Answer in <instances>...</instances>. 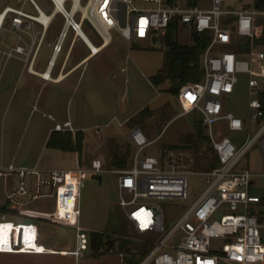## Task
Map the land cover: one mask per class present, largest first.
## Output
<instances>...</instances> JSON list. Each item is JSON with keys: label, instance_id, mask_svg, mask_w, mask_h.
Segmentation results:
<instances>
[{"label": "built area", "instance_id": "2783aa9c", "mask_svg": "<svg viewBox=\"0 0 264 264\" xmlns=\"http://www.w3.org/2000/svg\"><path fill=\"white\" fill-rule=\"evenodd\" d=\"M71 1L70 8L66 7V0L60 4L59 12L65 17V27L54 46L55 54L62 51L69 28L81 31L82 24L75 19L77 13L83 16L81 0L80 8L74 13L71 12L75 0ZM144 1L159 5L141 8L133 5V0H90L87 18L105 36L109 30L118 29L128 40H146L164 49L168 48L166 34L172 23L187 29L192 40L195 34L209 35L210 41L201 60L204 80L184 84L178 92V98L183 111L201 112L202 122L208 129L207 135L219 163L214 169L200 173L205 177V190L166 230V218L159 201L171 202L187 198L189 170L182 162L179 149H168L163 158L149 154L142 156V152L153 141L148 139L141 128H133L129 134L135 146L132 164L126 169L115 170L120 190L119 205L133 231L142 236H161L158 240L137 238L147 245L143 253L133 252L126 256L120 250L111 248L108 251L119 256L120 264H264V240L258 217L261 212L252 206L264 204V194L252 191L256 185L254 178H264V171L257 175L248 168L239 167L255 140L264 133V125L255 138L239 147L230 138L218 135L216 128L222 121H226L231 130H242L244 127L242 118L232 112L225 113V98L234 92L239 81L237 74L240 72L250 74L249 108L254 111L252 119L264 116L260 99L264 93V48L255 44V39L264 33V9L253 5L239 10H224L222 4L226 0H211L209 8L187 2L163 4L164 0ZM53 2L58 8L56 0ZM34 5L37 15L11 6L0 11V35L4 27L9 25L8 31L16 32L21 41L13 46L0 47V59L7 62L16 55H24L26 60L29 59L31 71L42 37L38 41L32 38L29 42L25 35L29 34L31 22L44 24L41 19L45 15L36 3ZM10 14L12 17L9 18ZM247 39L250 40L248 48L244 46ZM240 43L243 44V50L238 49ZM34 44V54L30 56ZM215 49L219 51L213 53ZM92 53L96 52L92 50ZM46 73L42 76L49 78L50 74L46 76ZM56 128L61 130L63 126L57 124ZM262 152L264 154V141ZM10 170L22 178L28 173H36L27 167L11 166ZM84 171L80 167L76 172L52 169L48 171V180L38 179V185L48 183L57 187L58 193L70 181L75 185L72 197L76 243L71 254L76 259L90 249L88 230L79 222L80 210L76 206L80 177ZM91 171L96 174L103 172L102 161L93 160ZM19 192L26 193L23 181ZM67 205L63 216L66 221L72 219L70 206ZM223 208L225 211L221 212L220 218H216ZM212 238L226 240L221 251L212 249ZM0 251L39 253L45 249L38 245L36 225L0 221Z\"/></svg>", "mask_w": 264, "mask_h": 264}, {"label": "rangeland", "instance_id": "374dc122", "mask_svg": "<svg viewBox=\"0 0 264 264\" xmlns=\"http://www.w3.org/2000/svg\"><path fill=\"white\" fill-rule=\"evenodd\" d=\"M186 1L188 0H173L177 4ZM190 1L199 7H211V0ZM89 2L90 0H81L82 6L87 5ZM254 2L255 0H226L223 2L222 7L224 10H239L244 6H253ZM166 3L169 4L167 0H164L163 4ZM70 5L71 1L69 0L66 7L69 8ZM133 5L149 8L157 7L159 3L133 0ZM52 8L53 6L50 5L46 11L51 12ZM81 16V13H77L75 19L79 20ZM60 19L61 16L57 15L52 28H57L58 30L61 28L63 22ZM260 19L262 20L263 17ZM8 26L4 27L0 35V47H4L6 44L11 45L15 42V36L8 33ZM89 28L90 30L87 33L95 39L97 36L95 29L90 24ZM174 33L180 43L189 44L192 42L189 32L185 28L180 27ZM111 35L113 37L116 36V31H111ZM72 38L73 32L70 30L63 42L64 50L57 60L54 76L59 70ZM123 42L124 44L119 48H115L113 45L110 46V54L108 51H103L98 56L88 59L87 63L72 77L73 81L68 85L65 94L57 98L55 102H52L50 107L46 105L45 107H41V104L37 102L35 106L30 104L26 107L17 104V102L15 104L17 106V114H24L23 118L19 120L18 126V138L22 144L27 143L34 123L39 119L43 120L42 123H45L46 127L53 126L56 121L63 122L64 120H70L73 125L72 127L76 128L73 141L75 145L81 147L80 150H53L44 146V151L41 152V161L42 165L71 169L78 166L79 155L82 158V167L85 169V172L81 174L79 185L80 223L88 230L90 239V253L85 256L84 264H120L119 256L111 250L109 252V249L123 251L126 256L131 255L133 252L142 253L144 249H147V245L138 239L143 237L158 240L161 236V234L153 237L142 236L133 231L122 207L119 205L118 174L112 171L119 169L111 166L109 150L110 147L113 148V145L124 146V144L128 143L126 135L131 125L129 123L127 125L126 120L144 105L150 106L152 112H159L160 108L158 107L163 105L167 100L172 103V110L168 109L166 113L155 114V116L157 115V119L149 117L145 122L139 124L148 139L154 141L141 155L149 154L160 158L166 157L168 149H175V146L180 145L183 142L184 136L194 130L195 122L201 121V114L195 112L173 114L177 111L178 113L181 112L180 109L176 111L174 109V105L176 106L174 104L175 99L178 96L173 97V95L166 91L167 84L156 87L151 82L152 77L162 67L164 54L167 49L150 41H140V46L132 49V42L126 40ZM79 45L80 43L77 44V48ZM244 45L247 47L246 41H244ZM49 51L45 43L39 59L41 60L45 57ZM218 51L219 49H215L213 53H217ZM3 63L4 59L2 58L0 59V64ZM24 64V61L19 59H11L7 63V71L13 70L15 76L16 74H21V78L18 82L16 80L9 82L5 95H9L14 89H17L19 94L23 92V82L27 77ZM109 65L110 83L103 77V72ZM201 68L203 74L202 81L204 80L202 61ZM81 72L83 80L78 83L77 79ZM114 74L116 75L115 78H113ZM237 76L239 81L235 86L234 92L225 98V113L232 112L242 118L244 127L242 130H231L227 122L222 121L216 125V128L218 135L230 138L239 147L248 140L255 138L261 131L264 125V116L256 120L251 117L254 111L249 108L250 74L240 72ZM92 78L95 79V83L92 81ZM173 110L175 112L172 114L168 113ZM48 114L55 119L52 120L48 117ZM120 123L124 124L121 125ZM204 131L207 134L208 129L206 126L204 127ZM77 132H79V135H77ZM71 134L73 135L72 131ZM263 141L264 133L255 140L253 146L240 161L239 167L248 168L257 175H260L264 171ZM41 149L42 144H39L36 153H39ZM180 152L182 153V162L189 170L188 196L184 200L159 201L166 218V230L172 227L178 217L197 200L206 188L205 177L200 172L195 171L191 165L193 151L183 148V151ZM93 159H100L103 162V172L96 174L91 171ZM131 164L132 158L129 159L128 165L131 166ZM254 181L256 185L252 191L264 194V178L257 176L254 178ZM70 183L68 184L70 185ZM73 192L70 188L69 195H71L70 199L72 201ZM252 206L255 210L261 212L258 217L262 225L261 231L264 240V204ZM224 208L216 215V218H220L221 212L225 211ZM70 210L69 212L73 219V206ZM62 232L66 238L71 239L72 231L70 228H63ZM105 237L106 241L104 240ZM225 242L224 238H212V249L217 252L221 251Z\"/></svg>", "mask_w": 264, "mask_h": 264}, {"label": "crops", "instance_id": "0c3cea01", "mask_svg": "<svg viewBox=\"0 0 264 264\" xmlns=\"http://www.w3.org/2000/svg\"><path fill=\"white\" fill-rule=\"evenodd\" d=\"M66 1L68 2L69 0ZM186 2L197 5L190 0ZM34 3L39 6V8L45 15L51 16V20L48 24L44 23L45 25L38 21L31 22V28L30 30H28L29 34L25 35L26 40H28L29 42L32 38L38 41L42 37L41 45L38 49L37 55L33 63V71L29 69V59L26 60L24 55H16L15 57L11 58L22 60L25 63L24 67L26 68L25 72L27 73V77L26 80L23 82V92L21 94L18 93L17 89H14L9 95H5L9 82L12 80H16L18 82L21 78V74H16L15 76L13 70L7 71V63L11 59L7 62L4 61V63L1 64L2 73L0 74V221L13 222L14 224L36 225L38 231V245L43 247L45 251L39 253L0 251V264H84L85 256L88 255V253L90 252H85L78 259H76L71 254V251L74 249L76 243V231L73 225V219L70 218V220L66 221L67 219L63 218L65 210L64 207L68 206L67 204H69V209H71V207L73 206V201L70 199L71 195H69V191L71 188L73 192L74 183L70 181V185L67 184L62 186L60 193L57 192V187H53L48 183H42L38 185V179L48 180L49 170L61 169L58 167L42 165L41 152L44 151V146L49 149L51 148L47 146V141L50 135L54 132L66 131H72L74 135V131L76 130V128L74 129L72 127L73 125L70 120H64L63 122L56 121L53 126L46 127L45 123H42L43 120L39 119L36 123H34V127L27 143L22 144L19 142L18 138V126L19 120L23 118L24 114H17V106H15V104L17 102V104H21L23 107H26L30 104H33V106H35V103L37 102L41 104V107H45V105L47 107H50L52 102H55L57 98H60L62 97V95L65 94L68 85H70L71 81H73L72 77L79 69H81L87 63L88 59H92L98 56L103 51H108V53L110 54V46L113 45L115 46V48H119L124 44L123 41L125 40L128 42H132V49H136V47H139L140 41L146 40H128L121 34L118 29L109 30L108 35L105 36L102 32H100L99 30H97V28L93 26L87 16L85 17L83 15L84 17L81 16L79 20L76 19L82 24V32H76L71 28L67 30V33L68 31L72 30L73 38L66 50L64 59L59 67V70L54 76L57 60L64 50V48L62 47V51L59 54H55L54 46L58 42L61 33L64 31L65 17L59 12L58 8H56L53 0H0V11H2L8 6H11L16 8H22L31 15H37L38 12ZM50 5H52L53 8L51 12H47L46 9ZM57 15L61 16L60 20L61 22H63L59 30L57 28H52ZM10 17H12V14L9 15V18ZM89 24L95 29L97 33L95 39L90 37V35L87 33L88 30H90ZM113 30H115L117 33V35L114 37L111 35V31ZM8 33L15 36V42L11 45H6L13 46L21 42H19L16 32L14 33L8 31ZM82 34L87 38L89 43ZM189 36L191 38L190 33ZM45 43L50 51L47 52L45 57L40 60V53ZM78 43H80V45L77 48ZM90 43L94 44L99 48V50L95 54L92 53L93 49ZM35 45L36 44L33 45V52H30V56L34 54ZM259 46L263 47L261 45ZM44 72L50 74V77L44 78L42 76ZM103 77L108 83H110V65L107 69L104 70ZM115 77L116 75L114 74L113 78ZM82 80L83 79L81 72L78 76L77 81L79 83ZM92 81L95 83L94 78H92ZM174 96L176 97L178 96V94L173 95V97ZM174 104H176V106L174 105L175 111L180 109L181 112L178 113L177 111L176 113H173L175 112L173 110L171 112H168L169 114H189L194 112L201 114V112L198 110H193L190 112L183 111L178 97H176ZM158 108H160L159 112H152L150 110V106L144 105L137 109L133 113L134 115L126 120V124H130L131 118L139 113L151 114L150 117L157 119V115L155 116V114H163L166 113L168 109H173L172 103L168 100L163 105H160ZM43 116H45V114H43ZM48 117H50L52 120L55 119L50 114H48ZM67 123H69L70 125L68 126ZM57 124H61L63 126V129H57ZM120 124L123 125L124 123ZM130 125L131 127L128 131V134L126 135V139L131 145L132 153L130 158H132L135 153V146L132 144L129 134L133 128H140V126L139 124ZM99 130L101 129L99 128ZM39 144H42V149L39 153H36ZM51 149L59 150L56 148ZM175 149L183 151V148L175 147ZM81 160L82 158L79 155L78 166L75 168L64 170L76 172L79 167L83 169ZM11 166H13L14 168L27 167L30 170L36 171V173H28L22 178L19 174H17V172L10 170ZM112 171L115 172V170ZM198 172L201 173L204 171ZM22 181L24 182L26 188L25 194H21L19 192L20 183ZM78 189L80 191V187ZM76 206L79 207V197ZM80 216L81 212L79 214V222ZM63 228L71 229V239H68L64 236L62 232Z\"/></svg>", "mask_w": 264, "mask_h": 264}, {"label": "trees", "instance_id": "16d2710c", "mask_svg": "<svg viewBox=\"0 0 264 264\" xmlns=\"http://www.w3.org/2000/svg\"><path fill=\"white\" fill-rule=\"evenodd\" d=\"M167 2L172 4L173 0H167ZM254 6L259 9H264V0H255ZM177 29H179L178 23L170 24L166 34L168 49L165 51L162 67L151 80L152 84L156 87L167 84L166 91L172 95L178 94L180 88L188 82L201 81L203 75L201 56L210 41L209 35L203 33L195 34L191 44H182L178 41L177 36H175L174 31ZM245 41L247 44L246 48H248L250 40L247 39ZM255 44L264 47V33L255 39ZM238 49L243 50L242 43L238 45ZM260 99L264 107V93L260 95ZM150 115L151 114L139 113L131 118L130 124H141L146 121ZM201 121H196L194 130L184 136L183 142L175 147L193 151L191 165L195 171H210L218 166L219 161L215 150L210 144L209 137L204 131V125H202L203 123L201 124ZM77 135H79V132H77ZM73 136L74 135L69 131L54 132L50 135L47 146L63 150H80L81 147L74 144ZM112 147L113 148L110 147L109 150L111 166L116 169H126L129 166V159L132 153L131 145L126 143L124 146L113 145ZM145 251L144 249L143 252Z\"/></svg>", "mask_w": 264, "mask_h": 264}, {"label": "bare ground", "instance_id": "6f19581e", "mask_svg": "<svg viewBox=\"0 0 264 264\" xmlns=\"http://www.w3.org/2000/svg\"><path fill=\"white\" fill-rule=\"evenodd\" d=\"M58 1V10L61 8V2L62 0H57ZM89 4L85 5V6H82V11H83V15L86 17V16H89ZM80 8V0H75V6L73 7L72 9V12L71 13H74L77 9ZM43 21V23L45 24H48L49 21L51 20V16H48V15H44L41 19ZM81 32V31H79ZM83 35V34H82ZM84 36V35H83ZM84 38L87 40V38L84 36ZM88 41V40H87ZM89 43V41H88ZM91 46H92V49L97 52L99 50V48L97 46H95L94 44L90 43ZM49 74L46 73V76H48Z\"/></svg>", "mask_w": 264, "mask_h": 264}, {"label": "water", "instance_id": "95a60500", "mask_svg": "<svg viewBox=\"0 0 264 264\" xmlns=\"http://www.w3.org/2000/svg\"><path fill=\"white\" fill-rule=\"evenodd\" d=\"M56 2L58 3V1L56 0ZM123 26L125 25L124 23L122 24Z\"/></svg>", "mask_w": 264, "mask_h": 264}]
</instances>
